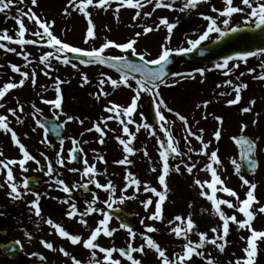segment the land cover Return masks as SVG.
<instances>
[{"label": "rangeland", "instance_id": "rangeland-1", "mask_svg": "<svg viewBox=\"0 0 264 264\" xmlns=\"http://www.w3.org/2000/svg\"><path fill=\"white\" fill-rule=\"evenodd\" d=\"M143 2V0H142ZM173 2L172 9H156L152 12L153 4L145 3L144 8L141 9V16L133 20L135 15V9H129L126 6L120 8L119 12H116L117 4L113 3L108 10L92 7L89 9L90 16L85 18L83 14L73 10V7L69 5L68 0H38L37 5L33 6L31 0H13V5L7 9L4 13H0V32L7 30L8 34L15 36L18 26L15 24L13 17L17 16L18 9L27 11L32 8L38 16L52 21V31L63 42H67L70 45L78 46L84 49L98 48L106 40H110L116 43H124L129 39H136L134 47L137 53H147L146 59L155 58L161 50V45L166 44L168 47H187V39H196L198 34H201L206 28V22L202 19L201 13L205 15H211L213 17L218 16V13L211 11L215 6L217 9L224 7L223 0H209L208 3H201L198 5L196 11L194 9L179 11L182 7L184 0H169ZM234 5H240V0H234ZM242 6V5H241ZM68 12L65 13V9ZM144 12H152L151 16H144ZM118 17V18H117ZM166 17L169 22L177 23V27L173 30L170 40L166 41L168 36L167 29L161 25L159 30H155V26L159 23V19ZM88 19H91L94 25V38H89L88 43H85V36L87 30ZM26 28L29 30H35V25L27 20V17H23ZM244 14H234L230 24L243 25ZM219 23V20H218ZM144 27L152 28L147 34H143ZM221 27H223L221 25ZM141 33L139 37H136V33ZM218 34H210L208 40L217 37ZM26 38H33L30 32H26ZM187 38V39H186ZM7 43V42H5ZM17 47L16 45H10ZM19 50V49H18ZM50 49L41 45H28L25 51L29 54V59L32 61L27 67H25V61L22 56H17L13 53H6L0 49V86L6 82L16 81L18 82L20 76L18 73H12L9 67L14 63L20 66L22 71L31 73L33 69L36 70V84L33 85L31 80H27L25 84L16 89L10 90L3 99H0V103L5 105L4 109H0V115H8L10 126L17 133L21 142L25 145L26 149L41 163L38 166L34 161H29L26 164L28 168L27 172H36L38 167H43L46 171L47 162L40 153H44L52 162L53 167L67 168L75 167L78 169L83 168L82 159L79 165H71L68 160V151L71 149L72 143L69 137L80 141L79 147L83 149V155L86 154V158L91 163L95 164L98 173L100 174V183H107L111 180L116 188L119 190L123 187L125 181L123 177L126 171H130L138 178L142 185L147 183L153 187L160 189L158 184L159 171L153 172L152 168H160L159 161V145L156 143L155 137L149 136L148 132L144 129H140L136 132V139L133 141V147L135 154L129 156L132 161L130 165H119L114 163L123 158L125 155L122 150V146L116 140V136L123 135L121 126L117 121H107V128L105 142L99 143V134L95 131L88 132L86 129L92 128L94 123H99L101 117L110 115L104 111L105 106L109 105V102H114L117 105L127 106L131 102V97L134 94L129 88L120 86L113 88L110 84H105L104 91L108 94L101 96L99 100L95 97L99 94L98 81L100 79V73L103 72L113 79L119 80L120 73L114 69L108 67L89 64L79 65L78 61L73 59L78 64L79 71L73 69L70 65L59 64L57 61L52 60V68L48 69L49 75L45 76L43 71V65L38 63L39 56ZM104 55H125L119 49L109 48L103 53ZM130 54V53H128ZM235 63V61L230 62ZM240 63V62H239ZM264 64V56L252 57L246 63H240V67L234 69L230 76H224L219 70L206 72L204 77H201L198 73H194L195 78L177 77L173 76L167 80L169 86H161L160 93L167 106L184 115L193 131L197 134H201L199 130H203L202 135L205 142H211L209 151L219 149L218 155L222 160L223 167L218 168V174L224 181V184L236 191L240 199H244L247 186H242V181L239 176L235 174L234 168L230 163V159L238 158V149L235 146L232 139L233 136H238L241 133V125L245 124L247 127L244 129V133L248 134L251 139L257 140V158L258 167L257 170L251 175H244L251 183L257 185L254 190V195L258 203L253 204L252 210L256 211L255 219L252 224L256 230H264V214L259 213L257 210L261 205H264V80L256 79L264 73V68L261 67ZM213 65H193V64H181L174 73H188L196 68H211ZM254 69V71H250ZM80 72L85 73L89 78V83L82 86ZM244 75L241 76L240 73ZM55 77H59L63 83H61L62 94V106L60 110L52 108L50 105L42 103L43 99L55 98ZM239 77V80H237ZM231 79L233 84L240 82H246L247 89L245 93H241V100L235 105H228L227 101L235 98L233 87L225 83L226 80ZM133 86L135 82L131 81ZM219 85V86H218ZM220 93H226L220 95ZM149 97L146 94H142L140 101L138 102V108L134 113V119L137 123L147 122L153 125L156 129L157 135L163 137V133L159 132V125L154 124L147 117L143 104L145 99ZM151 98V97H150ZM17 100L23 105L24 111L17 114L24 121L22 124L16 122L15 117H12L7 113L8 108H16ZM209 101L207 107H203V102ZM249 101H255L254 104H250ZM35 104L40 112L33 118L34 109L32 105ZM200 104L201 107L197 108ZM244 107H249L251 111L243 112ZM64 114H60V113ZM54 113L56 115H54ZM141 114H143L144 120L141 121ZM165 116L172 121V132L177 133L180 141L179 147L182 151H187V146L183 137L186 135L183 128V123L179 121L173 113L164 111ZM54 116L57 118L59 115V121L62 123L66 120L67 115H71L78 119L68 121L64 124L66 129V136L63 139V152L62 156L65 158V167H61L55 163L56 152L61 150L60 143L53 144L54 149H50L48 144L52 145V140L48 136V144L41 143L43 139L44 131L38 127L36 120L39 116ZM216 117L222 118V123L217 121ZM83 120L81 124L79 121ZM256 121L253 124V121ZM103 126V125H102ZM130 131L135 132V124L130 125ZM36 128V131H32ZM219 128L221 130V139L216 141L213 137L214 131ZM83 133V135H81ZM126 138V137H124ZM191 145L194 149L199 150L200 143L195 140L194 137L190 138ZM34 141V142H33ZM87 141V143H84ZM95 150V151H94ZM147 151L148 156L144 155ZM0 152L3 156L0 159L5 158H19L20 153L18 146H14L11 142L10 134H5L0 131ZM103 156L105 162H101L96 159V156ZM191 155V161L187 156L182 158L170 159V166L174 167L180 163L183 159L186 163H194L202 161L197 165V168L193 170L190 175L184 169L183 165H180V172L170 171L166 177L168 185L167 198L162 205L163 217L162 221H151L146 219L148 215L154 211V206L150 205L149 210L145 211L142 200L151 196V193L143 191V187L139 191L135 189H129L125 195H132L135 192L136 198L133 199L137 202V218L136 228L137 233L132 244L134 247H140L144 244L141 233L146 232L145 226H153L157 231L153 233H147L150 235L163 249L169 258H172L174 254L182 252V245L184 240L176 238L174 235H170V228L179 224L180 222H174L173 225H169L168 221L173 220L175 216L181 215L188 217L191 214V218L197 225V230L202 232H208L209 238L213 236L209 230L212 227H216L220 221L219 218L212 214L211 203L206 198L199 196L200 188L193 184L194 179H200L202 182L210 180V174L203 171L204 161L206 158L197 155L195 152ZM13 170L18 171V166H12ZM1 172V169H0ZM25 172V173H27ZM44 173L43 171H41ZM2 173V172H1ZM6 173V171H5ZM98 176V175H97ZM79 178H82L81 176ZM97 178V177H96ZM205 191L210 193V190L205 188ZM216 195L220 198H226L236 203L235 198L227 197L222 192H217ZM128 201V203L131 201ZM189 204L192 206L189 207ZM131 207V204L129 205ZM228 215L235 214L238 219H243V215L236 212L234 209H228L226 206H221ZM205 209L207 211H203ZM144 219V224L140 223V220ZM125 235V232H122ZM250 233L247 230H238L235 224L230 225V233L226 237L228 241L225 251L220 252L212 244H206L202 251L205 252V261L210 255L217 264H235L237 259H242L245 256L243 248L246 247V240H241L240 237L247 238ZM128 236V235H127ZM190 239L193 242L198 241V236L195 232L190 234ZM124 242H129L124 241ZM258 254L255 264H264V240H257ZM121 241L114 238L113 242H109V246L120 248ZM136 253L134 257L136 258ZM137 258L141 260V264H160L158 256L151 249L145 247L144 253H137ZM114 257L121 260V264H130L125 258L119 257L118 253H114ZM197 258L199 262L195 259ZM205 261H201L200 258L194 257L191 260V264H205Z\"/></svg>", "mask_w": 264, "mask_h": 264}, {"label": "snow or ice", "instance_id": "snow-or-ice-1", "mask_svg": "<svg viewBox=\"0 0 264 264\" xmlns=\"http://www.w3.org/2000/svg\"><path fill=\"white\" fill-rule=\"evenodd\" d=\"M69 5L73 7V10L78 11L83 14L85 18L90 16L89 9L92 7L100 8L104 10H108L113 3L117 4L116 12L118 13L120 8L127 7L129 9H135V15L132 17L133 20H136L137 17L141 16V9L144 8L145 3L153 4L154 7L152 12L156 9H172L173 2H169V0H68ZM209 0H184L182 7L179 11L183 12L189 9H197L198 5L201 3H208ZM23 3V0H21ZM38 0H31V4L33 6L37 5ZM224 7L222 9H217L215 6L212 7L211 11L214 13H218V16L213 17L211 15H205L201 13L202 19L206 22V28L201 34H198L196 39H187V47H177L171 48L166 44L161 45V50L158 55L153 59H146L147 53H137L136 48L134 47L136 43V39H129L124 43H116L110 40H106L104 43L100 45L98 48H90L84 49L78 46L70 45L67 42H63L60 40L54 32L51 30L53 27L52 21H48L40 16L36 12L29 8L26 12L18 9L17 16L13 17L15 19V24L18 26V30L15 33V36L8 34L7 30H3L0 32V49L4 50L6 53H13L17 56H22L24 59L25 67L32 63L29 59V54L25 51L26 46L28 45H41L50 50L44 51L39 56L38 63L43 65L44 75L48 76V69L52 68L51 61L55 60L59 64L70 65L73 69L79 71L78 64L74 62L73 56L78 58L79 65H89V64H97V65H106L109 68L115 69L120 73L119 80L113 79L111 76L106 75L105 73H100V79L98 81L99 94L96 95V99L99 100L101 96H106L108 93L104 91L105 84H110L113 88H117L120 86H124L129 88L134 94L131 97V102L127 106L117 105L114 102H109V105L105 106L104 111L110 113V115L106 117H101L99 123H94L92 128L86 129V131L91 132L95 131L99 134V143L103 144L105 142V136L107 128V121L114 120L117 121L121 126L122 136H116V140L122 146L123 153L125 154L122 159L118 161H114V163L119 165H130L132 161L129 159V156L135 154V149L133 147V141L136 139V132H139L140 129H144L148 132L149 136L155 137L156 143L159 145V161L160 168H152L151 171L157 172L159 171V175L157 177L158 184L160 185V189L157 187H153L147 183L142 185V182L134 176L130 171H126L125 176L123 177L125 183L122 188L119 190L113 184L111 180H108L107 183H100L96 177L101 173H98L95 164H89L86 154L83 155V149L79 147L80 141L69 137L72 143V148L68 151L67 160L71 163L74 160H81L83 163V168L78 169L75 167L68 168L67 170L72 173H79L82 178H87L85 183H73L71 186L66 184L65 180L60 178L58 172H56L53 167L52 162L49 158L42 152L41 156L44 157V160L47 162L46 171L43 167H38L37 171H43L45 176H48L52 179L61 191L66 194H71L73 189H83L84 191H88L89 185H94L95 189L102 190L107 194V199L100 200L97 192L93 191L91 193V199H84V203L86 207L81 212L78 209L77 203L75 201H71L69 199H65L62 203L67 205V211L65 215L69 219H74L77 216L80 217L78 223L81 225H87L85 217L93 214L99 213L101 215V219L96 222L94 228L90 230V235L84 239L78 234H71L68 230H66L61 224L56 223L53 219L48 218L44 222L49 225L52 229H54L55 234H57L60 238H66L72 245H82V247L86 250H89L92 254V257L95 261V264H121V260L114 257V253H118L119 257L125 258L130 264H141V260L136 259L134 257V253H144L145 247L151 249L158 256L160 264H191V260L193 257H198L201 261H205V252L202 249L206 244H212L218 249L220 252H224L228 241L226 237L230 233V225L235 224L238 230H247L250 235L245 238L241 236V240H246V247L243 248V252L245 253L244 258L237 259L235 264H255L257 254H258V246L257 240H264V230H256L253 227V220L256 216V211L252 210V206L255 203H258L254 190L257 185L255 183H251L248 179L245 178L244 175L241 174L242 168H247L248 171L254 172L258 167V161L255 159L258 142L257 140H253L246 135H244V129L247 125H241V135L233 136L230 139L234 142L235 146L239 150V160L236 158L230 159V163L234 168L235 174L239 176L242 181V186H247V192L244 199H240L236 191L227 187L224 184V181L221 179L218 174V168L223 167V163L221 158L218 155L219 149L209 151L210 141L205 142L203 139L202 132L203 130H199L201 134H197V132L193 131L189 125L188 119L180 114L179 112H174L173 109L169 108L165 103L164 99L161 97L160 88L161 86H169L167 84V79L169 75L177 76V77H187V78H195L194 73H198L201 77H204L206 72L219 70L222 75L230 76L234 69L240 67L239 62L246 63L248 58L250 57H258L264 55V48H260L258 50H245V51H237L231 55L224 56L221 60L215 62L211 68H196L188 73H169L167 70V66L171 63V57L173 54L176 55H186L188 53L193 52V50L198 49V46L205 40H207L212 33H216L217 40L221 38L228 37L231 34H235L241 31L240 25L232 26L230 21L232 20L234 14H244L243 24L246 26H254L255 29L264 30V0H240V5H234V0H223ZM13 5V0H0V13H4L7 9H9ZM242 5V6H241ZM68 12V9H65V13ZM152 12H144V16H151ZM23 17H27V20L32 22L36 27L35 30H29L26 28ZM118 18V17H117ZM219 20V23H218ZM177 23L169 22L166 17H162L159 19V23L155 26V30H159V27L163 25L167 29L168 36L166 37V41L171 39L173 30L177 27ZM221 25L223 27H221ZM152 28L144 27L143 34H147L149 31H152ZM26 32H30L31 37L26 38ZM141 33H136L135 36L139 37ZM89 38H94V25L91 19H88L85 43H88ZM7 42V43H5ZM10 45H16L17 47H12ZM115 48L119 49L125 55H113V56H105L103 53L106 49ZM19 49V50H18ZM130 53L132 56H139L141 63H132L127 58V54ZM71 54V55H70ZM235 61V63H231ZM155 66V67H152ZM12 73H18L20 79L18 82L11 81L4 83L0 86V99H3L6 94L10 92V90L21 87L25 84L27 80H31L33 85L36 84V70L33 69L31 73L22 71L20 66L12 63L9 65ZM261 67L264 68V64H261ZM125 69L127 71H125ZM250 71H254L251 69ZM136 74H139L138 76ZM241 76L244 75L243 72L240 73ZM82 86L88 84L89 78L88 76L80 72ZM256 79L264 80V73L261 75L254 77ZM239 80V77H237ZM131 81L135 82V86L131 83ZM61 79L59 77H55V98L54 99H43L42 103L45 105H50L52 108L60 110L62 106V94H61ZM227 85L233 87V91L235 93V98L227 101L228 105H235L241 100V91L247 88V85L244 83L233 84L231 79L225 81ZM219 86V85H218ZM142 94H146L152 99V104L154 107L155 121L156 124L159 125V132L163 133V137L157 135L156 129L153 128V125L147 122L137 123L134 119V113H136L138 108V102L140 101ZM226 93H220V95H225ZM209 101L203 102V107H207ZM250 104H254L255 101H249ZM34 109L33 118L35 119V115L40 112V109L36 107L35 104L32 105ZM201 105L198 104L197 108H200ZM5 105L0 103V109H4ZM7 113L12 117H15L16 122L18 124H22L24 121L17 114L18 112L22 113L24 111L23 105L19 103L17 100L16 108H8ZM164 111L168 113H173V115L183 123L184 132L186 135L183 137V141L187 146V151L184 152L180 149L179 144L180 141L176 139V137L172 133L170 121L164 114ZM243 112H249L251 109L249 107H244L242 109ZM64 114V113H60ZM54 115H56L54 113ZM57 119H59V115H57ZM78 118L73 117L71 115H67L66 120L60 125L63 127L68 121H73ZM217 121L222 123L221 117H216ZM144 120L143 114H141V121ZM81 124L84 123L83 120L79 121ZM256 121H253L255 124ZM36 124L40 129H43L44 135L41 143L48 144V128L45 127L43 123L39 120H36ZM135 124L136 131H130V125ZM103 125V126H102ZM53 131H56V126H52ZM0 131L5 134H10L11 142L14 146H18L20 157L19 158H5L0 159V169L7 170L6 176L3 184H0V188L7 185L10 189L8 195L13 200H19L30 192L29 182L27 179H24L22 183L18 184L15 182L14 171L12 166H18L23 172H27L28 168L26 164L29 161H34L38 166L40 165V161L37 160L30 152L26 149L25 145L19 139L17 133L10 126V121L8 115H0ZM32 131H36V128H33ZM57 135L59 133L57 132ZM83 135V133H81ZM221 130L217 128L213 137L216 141L221 139ZM126 137V138H124ZM194 137L200 143L199 150L194 149L191 145L190 138ZM84 143H87L85 141ZM63 144L64 140H60L61 150L56 152V161L55 163L61 167H65V158L62 156L63 152ZM49 147H54L51 144H48ZM95 151V150H94ZM196 153L201 157L206 158L204 161L203 171H206L210 174L211 179L206 181H201L200 179H194L193 184L200 188L199 196L206 198L211 203L212 214L219 218L220 223L216 227H212L209 231L213 233V236L209 238L208 232H202L197 230V225L191 218V214L188 217H183L181 215H177L173 220H169L168 224L173 225L174 222H180L179 224H175V226L170 228V235H174L178 239H182L185 241L182 245V252L176 253L172 258L166 254L165 249H163L150 235L147 233H153L157 231L153 226H145L146 232L141 233L140 235L143 238L144 244L140 247H134L132 244V240L135 239L137 233L133 230L131 226H129L126 222H121L119 224V229H124L127 232L129 242L126 247H103L98 243V238L101 234L104 237H112L113 234L118 231L117 228L110 226V221L112 217L109 215L107 211L97 207V204H104L107 208L111 209L113 204H123L125 200L135 199L136 195L133 192L132 195H125L129 191V189H135V191H139L141 187H143V191L146 193H151L147 199L142 200L141 204L145 211L149 210L150 205L154 206V211L151 212L150 215L146 217V219L151 221H162L163 217V207L168 193V185L166 182V177L169 175L170 171L180 172V165L182 164L184 169L188 174H192L193 170L197 168V165L202 161H197L194 163H186L183 159L180 160V163L175 165L174 167L170 166V159L182 158L184 156L188 157V160L191 161L192 157L191 153ZM145 156L149 154L147 151L144 152ZM0 156H3V153L0 152ZM96 159L105 162L103 156H96ZM55 173V175H54ZM205 188L210 190V193L205 191ZM23 189V191H21ZM217 192H222L226 194L227 197H233L236 200V203H233L232 200L226 198H220L216 195ZM31 194L35 197L32 201L29 202L30 211L34 210L35 215L37 217H41V208L39 207L40 194L37 192H31ZM192 205L189 204V207ZM221 206H226L228 209H234L236 212H239L243 215V219H238L235 214L228 215L223 210ZM203 211H207L202 209ZM259 213L264 214V205H261L258 210ZM140 223L144 224V219L140 220ZM195 232L198 236V241L193 242L190 239V234ZM28 239H31V236L26 233ZM39 243L46 249L55 250L54 244L52 242L45 241L41 239ZM21 242L19 240L15 241L13 244L8 245L6 250L15 251L16 246H19ZM59 251L65 257H69L70 253L65 250L63 247L59 249ZM99 251L103 254V261L95 260L96 252ZM32 255H37L33 253ZM40 260H43L44 257H39ZM72 264H81V262L75 257L72 256ZM205 264H217V262L211 258L209 255L205 261Z\"/></svg>", "mask_w": 264, "mask_h": 264}, {"label": "flooded vegetation", "instance_id": "flooded-vegetation-1", "mask_svg": "<svg viewBox=\"0 0 264 264\" xmlns=\"http://www.w3.org/2000/svg\"><path fill=\"white\" fill-rule=\"evenodd\" d=\"M249 60L250 59L247 61ZM242 83L245 84L246 82ZM247 88L243 89L241 93L245 92ZM244 94L245 93H243V95ZM89 163H91V161H89ZM79 164L80 160L77 165ZM68 168L72 167L55 168L56 172L59 173L60 178L64 179L66 184L71 186L73 183L86 182L87 178H79V173L69 172L67 170ZM5 171L7 170L1 169L0 184L4 183L6 176ZM13 171L15 182L18 184L22 183L23 180L30 175L40 178L42 183L39 186H29L30 192L23 195L19 200H13L9 197L8 192L10 189L7 185L0 188V264H72V256H75L81 264H95L89 250L84 249L82 245H72L66 238H60L55 234L54 229L44 221L51 218L54 222L61 224L71 234H78L86 239L90 235V230L95 227L96 222L102 218L101 215L99 213H93L84 218L87 221V225H81L78 223V220L80 219L79 216L74 219H69L65 215L67 205L62 203V201L65 199L75 201L79 211L82 212L86 207L84 199L87 198L90 200L93 191L97 192L101 201L107 199V194L102 190L95 189L94 185H89L88 191H84L83 189H73L71 194H66L61 191L54 182H52L50 177L45 176L41 171L27 173L23 172L21 169ZM96 179L100 181V175H98ZM21 191H23V189H21ZM31 192H37L40 194L41 198L39 201V207L41 208V217H37L34 210L30 211L29 202L35 199ZM130 204L131 207H129ZM97 207L104 211H106L107 208L106 205L100 203L97 204ZM112 208L124 210L130 215V220L126 219L127 223L134 221L136 224V201L132 199L129 203L127 201L123 204H113ZM111 217L110 226L117 228L118 231H116L112 237H104L101 234L98 238V243L103 247H111L108 245L109 242H113L114 238H116L118 241H121L120 247H126L127 242L124 241H128L127 232L124 229H119L120 222L116 217ZM133 230H135V228ZM122 232H125V235H123ZM26 233L31 236V239H28ZM41 239L52 242L55 250L44 248L39 243ZM17 240H19L21 244L16 246L15 251L6 250L8 245L13 244ZM61 247L70 253L69 257L63 256L59 251ZM33 253H36L37 255H32ZM135 255L137 258V253ZM41 256L44 257L43 260H40L39 257ZM95 260L103 261V254L97 251Z\"/></svg>", "mask_w": 264, "mask_h": 264}, {"label": "water", "instance_id": "water-1", "mask_svg": "<svg viewBox=\"0 0 264 264\" xmlns=\"http://www.w3.org/2000/svg\"><path fill=\"white\" fill-rule=\"evenodd\" d=\"M264 48V30L255 29L254 26H241V31L235 34H231L228 37L221 38L220 40L214 39L206 44H201L198 49L186 55L173 54L171 57V63L167 66L169 73H173L175 67L181 62H193V63H212L221 60L224 56L231 55L237 51L245 50H258ZM75 57V56H74ZM78 59L77 57H75ZM132 63H141L138 56H127ZM155 67V66H152ZM125 71H127L125 69ZM137 76L139 74H136ZM172 75H169V77ZM168 77V78H169ZM146 112L150 115L151 119L155 121L154 107L150 98L145 101ZM39 121L48 128V135L55 141H60L64 135V126L60 127L61 122L57 121L54 117H40ZM56 126V131H53L52 126ZM57 132L59 135H57ZM249 137L247 134H244ZM176 136V135H175ZM250 138V137H249ZM255 159L257 160L256 156ZM239 160V155H238ZM77 160H74L75 163ZM256 170V169H255ZM242 172L251 174L247 168H242ZM29 185L35 184V177H28ZM112 214L116 216L120 221L123 217H127L120 210H111ZM125 215V216H124Z\"/></svg>", "mask_w": 264, "mask_h": 264}]
</instances>
